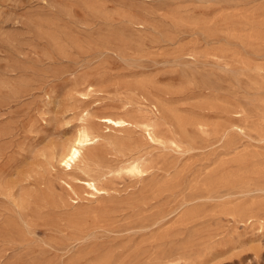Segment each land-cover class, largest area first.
<instances>
[{
	"label": "rangeland",
	"instance_id": "obj_1",
	"mask_svg": "<svg viewBox=\"0 0 264 264\" xmlns=\"http://www.w3.org/2000/svg\"><path fill=\"white\" fill-rule=\"evenodd\" d=\"M0 264H264V0H0Z\"/></svg>",
	"mask_w": 264,
	"mask_h": 264
},
{
	"label": "bare ground",
	"instance_id": "obj_2",
	"mask_svg": "<svg viewBox=\"0 0 264 264\" xmlns=\"http://www.w3.org/2000/svg\"><path fill=\"white\" fill-rule=\"evenodd\" d=\"M102 123L110 125L112 128L114 127L117 129H121V128L126 126V122L116 121V120H112L110 118H103ZM145 132L147 133L149 140L153 142V137H152V133H150V130L146 129ZM96 139H97V137H91L87 130L80 131L77 134V136L75 137V139L64 149V151L60 155L59 160H58V163L60 164V166L63 167L65 169V171L71 170L72 167L80 161V159L82 158V156L84 154V151H86L88 149L90 150L91 146L94 144V142H96L95 141ZM130 172L140 173V167L138 165H135L131 168ZM85 186H87V188L90 189V191H93L95 194L101 193V190H99L93 182H87ZM162 222H163V220H162ZM155 223H156V221H155ZM84 228H86V227H84ZM81 243H83V242H81Z\"/></svg>",
	"mask_w": 264,
	"mask_h": 264
}]
</instances>
